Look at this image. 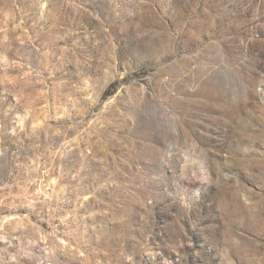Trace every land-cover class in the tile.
I'll return each mask as SVG.
<instances>
[{"label":"rangeland","instance_id":"1","mask_svg":"<svg viewBox=\"0 0 264 264\" xmlns=\"http://www.w3.org/2000/svg\"><path fill=\"white\" fill-rule=\"evenodd\" d=\"M0 264H264V0H0Z\"/></svg>","mask_w":264,"mask_h":264}]
</instances>
